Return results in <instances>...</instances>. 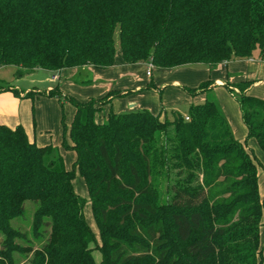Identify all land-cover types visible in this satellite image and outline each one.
I'll return each mask as SVG.
<instances>
[{
	"label": "trees",
	"instance_id": "obj_1",
	"mask_svg": "<svg viewBox=\"0 0 264 264\" xmlns=\"http://www.w3.org/2000/svg\"><path fill=\"white\" fill-rule=\"evenodd\" d=\"M115 35L126 64L172 69L255 52L263 58L264 0H0V67L13 66L18 77L109 67ZM224 86L264 153V100L249 95L248 82ZM212 89L209 80L186 89L207 94L188 106L189 120L178 110L143 109L110 110L99 122V104L119 92L71 98L72 145H63L76 154L72 170L51 145L29 142L22 126L0 125V264H18L16 254H31L30 264H95L96 238L72 186L74 169L99 231L100 264H255L264 206L257 165ZM7 90L21 93L0 79V92ZM37 93L61 98L57 86ZM28 201L27 232L13 223Z\"/></svg>",
	"mask_w": 264,
	"mask_h": 264
},
{
	"label": "rangeland",
	"instance_id": "obj_2",
	"mask_svg": "<svg viewBox=\"0 0 264 264\" xmlns=\"http://www.w3.org/2000/svg\"><path fill=\"white\" fill-rule=\"evenodd\" d=\"M115 53L112 70H102L105 72H93L89 70L86 75H83L80 78L86 76L89 79V83L81 82L78 79V75L70 78L67 75V67L64 71L61 72L60 78L65 89L58 84V90L61 94L60 103L61 106H64L61 116V141L66 142L67 139L70 140L69 136V127L65 125L66 111L65 107L74 108L71 98L77 101H89L96 100L102 97H105L113 92H119L120 96L115 94V97L111 100L112 106L111 109L115 112L117 110L126 112L129 107V103L132 102L136 105V110L147 109L151 113H157L162 108L166 110H178L179 112H186L187 105L186 101L188 99L187 88H196L203 81H211L213 83V89L208 95L215 101L219 107L223 117L226 119L231 133L234 139H240V142L244 148L251 154L256 165H257V178L258 185L260 190L261 198L264 203V153L258 147L254 139L247 137V132L245 125L241 118L239 104L236 101L235 97L228 91L224 84H215L216 77L224 76L223 82L231 84H239L243 82L250 83L248 90L256 92L259 95H253L254 97L264 100V77L262 76L263 72L259 75H250L245 70L238 69L235 70H226L223 66H216L213 69L208 68L204 65H193V66H182L172 69H161L154 67L152 68V76H146V65L145 64H124L118 45V37L115 35ZM245 60V59H244ZM232 63H240L239 60H230ZM249 61L254 65L256 71H258V66L263 64L262 58L259 56L258 52H255L253 58H250ZM262 62V63H261ZM123 67V68H121ZM251 66H249L250 68ZM63 69V68H62ZM102 69V68H99ZM238 69V70H237ZM100 71V70H99ZM226 71H229L226 73ZM236 71V72H234ZM261 71H264V64L262 65ZM231 72V73H230ZM233 72L235 74H233ZM40 73V72H38ZM28 73L24 74V80H20V77L16 75L15 68L13 66H1L0 67V79L3 83L15 87L19 85L25 87L29 82V78H25ZM220 75V76H219ZM85 77V78H86ZM203 78V79H201ZM256 83H259L255 85ZM37 85V84H36ZM41 87H45V84L40 83ZM16 88V87H15ZM17 89V88H16ZM33 92H36V88H32ZM20 90V89H19ZM30 92V91H28ZM206 97L207 94L203 93ZM114 95V94H113ZM119 99H122L118 101ZM105 105V104H104ZM104 105L99 104L98 110L95 112L96 121H105L107 116L103 119L98 117L97 112H100ZM186 114V113H185ZM163 116H161V119ZM102 121V122H103ZM71 168L70 170H72ZM73 179L72 186L75 193L85 199L84 205V218L87 225L90 227L92 232L95 234L96 238V247L97 249L92 251V256L95 264H100L102 254L99 251V246L101 244L99 231L95 223L91 202L89 199L88 191L84 179L79 175V173L74 169L73 170ZM25 216L22 219L14 221L13 225L18 227L22 231H29L31 225V218L33 212V204L25 202ZM262 218L260 220L259 226V245L255 252V264H264V206ZM2 235L0 234V240ZM37 246V245H36ZM91 248H94V244H90ZM18 260V264H30L31 254L28 256H19L15 255Z\"/></svg>",
	"mask_w": 264,
	"mask_h": 264
},
{
	"label": "crops",
	"instance_id": "obj_3",
	"mask_svg": "<svg viewBox=\"0 0 264 264\" xmlns=\"http://www.w3.org/2000/svg\"><path fill=\"white\" fill-rule=\"evenodd\" d=\"M251 58H253V56ZM249 59L250 58H247L245 60L237 59L239 60L238 62H240L237 64L232 63L229 60V61H224L214 66H208L204 64H197V65L198 66L204 65L210 69H213V67H216L219 65V66H223L226 70H230L231 72L232 70H235L237 66H239L238 69L245 70L250 75H254V73L256 75H259V73L263 72L262 76L264 77V71H261L262 65L264 63L258 66L259 70L256 71L254 65L249 61ZM262 61L264 62L263 58H262ZM139 64H145L147 68L149 63L139 62ZM189 66H193V65H189ZM249 66L251 67L249 68ZM114 68H117V67H114V65L113 66L111 65L109 67L102 68V69L96 68L94 66L70 67V68H67V71H68L67 75L70 78H73L74 76L78 75V79L81 80V82L89 83L90 81L86 76H84L83 78H80L83 75H86L89 70H92L96 74V72L103 73L106 70H112ZM152 68L154 67L152 66ZM65 69L66 68H63L58 71L35 69L34 71L26 75L25 78H29L30 80L28 81L29 83L24 88L19 85L15 86L17 89H20L21 91L20 95H15L12 91H9V90L0 92V125H5L11 129L15 128L18 125L22 126L29 142H33L36 146H39V147L46 146V145H51L52 147H54L57 150V153L61 156L64 167L67 170H70L71 168H73V163L76 159V154L73 150L65 147L63 145V142L61 141L60 122H61V116H62V111L64 110V106L63 105L61 106L60 100L56 97L40 95L37 93V92L50 90L54 88L55 86L58 87V84L60 85L61 88H63V92H65L62 82L60 83L61 72L64 71ZM102 70H105V71H102ZM227 72L229 71H226V73ZM234 72L233 74H235ZM23 76L20 77V80H24ZM151 76H152V69H151V74L149 77ZM223 78H224L223 75L221 77H216L215 84H218V85L224 84L225 82H223ZM40 83L45 84V87L44 88L43 86L41 87V85H39ZM257 84L259 83H256L255 85ZM33 87L36 88V92L33 93L32 96L25 95L28 91H32ZM251 93H253V95H256V96L259 95L256 92L251 91ZM204 98H205L204 94H198L196 96L188 95V99L186 101L187 108L192 103L202 102ZM120 100L122 99H119L118 101ZM111 106H112V103L105 104L104 106H102L103 108L100 109V112H97L99 119L100 118L104 119L107 116L108 112L110 110L112 111ZM128 107L129 109L127 111L136 110V105L132 102L129 103ZM65 108L67 109L65 125L69 127L73 119L75 108H70L68 106ZM119 111H123V110H119L118 108L117 110L115 109L114 113H118ZM159 112L152 113V114L156 115ZM181 113L183 115L185 114V112H181ZM102 121H99V122H102ZM250 139H253V138H250ZM237 140L241 141L238 138ZM65 144L67 146H71L72 142L71 140L67 139ZM75 170L77 171V169Z\"/></svg>",
	"mask_w": 264,
	"mask_h": 264
},
{
	"label": "built area",
	"instance_id": "obj_4",
	"mask_svg": "<svg viewBox=\"0 0 264 264\" xmlns=\"http://www.w3.org/2000/svg\"><path fill=\"white\" fill-rule=\"evenodd\" d=\"M264 59V57H263ZM151 69H152V65L149 63L147 68H146V75L150 76L151 74ZM184 119L185 120H189V117L187 115H184Z\"/></svg>",
	"mask_w": 264,
	"mask_h": 264
}]
</instances>
